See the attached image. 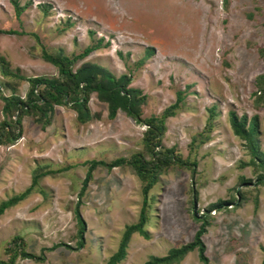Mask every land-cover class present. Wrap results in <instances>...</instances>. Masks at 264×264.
<instances>
[{
  "label": "rangeland",
  "instance_id": "rangeland-1",
  "mask_svg": "<svg viewBox=\"0 0 264 264\" xmlns=\"http://www.w3.org/2000/svg\"><path fill=\"white\" fill-rule=\"evenodd\" d=\"M16 4L24 8L20 17ZM0 30L23 33L0 35V57L25 77L58 76L43 50L72 57L100 44L76 68L92 61L117 78L131 76V87L147 95L143 119L160 116L185 93L162 142L195 165L160 177L149 193V237L133 235L119 264H146L192 243L201 226L195 216L210 223L203 236L209 264H264L262 171L249 165L253 156L231 123V113L246 117L247 126L258 116L264 152V97L257 84L264 75V0H0ZM18 90L26 98L29 84ZM91 96V122L81 124L70 106L56 107L49 126L24 117L22 137L0 147V205L44 173L31 194L0 217V264L9 260L15 237L46 258L16 264H108L126 227L139 221L143 184L128 166L97 167L80 198L88 163L144 154L147 130L122 111L111 120L107 104ZM213 108L210 139L201 144ZM2 109L0 98V124ZM220 202L228 204L210 209ZM77 212L86 226L82 248ZM181 264L203 263L195 250Z\"/></svg>",
  "mask_w": 264,
  "mask_h": 264
},
{
  "label": "trees",
  "instance_id": "trees-1",
  "mask_svg": "<svg viewBox=\"0 0 264 264\" xmlns=\"http://www.w3.org/2000/svg\"><path fill=\"white\" fill-rule=\"evenodd\" d=\"M17 17H20L24 8H20L16 4ZM21 35L23 33L15 30H0V35ZM37 38V35H34ZM38 39V38H37ZM102 42V40L100 41ZM100 44L87 47L80 55L72 57L66 55L63 50L50 54L43 50L42 58L47 63L53 65L58 70L57 77L35 76L25 77L20 74V70L16 72L10 69L6 60L0 57V98L3 101V116L4 119L0 124V147L12 146L23 135V119L24 117H37V122L46 128L51 124L50 114L54 113L56 107L70 106L77 113V119L81 124H87L94 119L91 114L89 102L91 95H95L97 99L108 107V117L113 120L117 117L119 111L124 112L128 117L134 119L137 123L147 126V130L143 138V152L133 155L129 160L118 159L111 163L104 161H91L86 178L83 182L80 198L84 196L89 183L93 179V172L99 166L112 170L117 167L128 166L143 184V206L140 210L139 221L131 226H127L120 242L118 251L109 259L108 264H119L127 257V249L131 238L135 234L149 237L146 231V225L150 222V209L153 205V200L149 197L150 191L159 183L160 177L168 172L169 169L177 166L180 169L190 168L192 165L188 161L177 154L176 148H166L163 145V137L166 133L167 120L176 115V112L181 108L182 102L185 99V93L177 94V102L168 107L160 116H151L142 118V105L146 102L147 95L137 88L131 87L132 77L122 75L117 78L107 68L91 62H84L79 67L76 66L85 60L91 53L100 49ZM152 54V50H149ZM29 84L26 98H22L18 94V89L21 82ZM257 84L260 93L264 97V75L257 78ZM5 91L10 93L4 95ZM72 97L71 100H68ZM70 101V102H69ZM213 108L207 128V134L200 135V143L209 141V133L212 131V118L214 116ZM247 118L240 119L235 113H231V123L236 136L246 142L253 158L249 165L262 171L258 177L257 185H264V152L260 149L259 137V118L255 116L251 119L247 126ZM148 156L150 159H148ZM44 176V173H35L33 176L32 185L23 193L15 195L0 205V217L13 206L24 201L32 192L34 187L38 185L39 179ZM228 203L220 202L213 205L210 209H216L226 206ZM77 220L79 232L77 239L79 247L85 245L84 233L85 222L77 212ZM195 220L201 223L199 230L195 235L192 243L174 248L164 257H151L146 264H181V262L193 251L198 250L199 258L203 264H209V259L205 255L206 246L203 242V236L207 233L210 226L206 216L197 217ZM58 246H54L49 250H54ZM48 251L44 249L43 252ZM10 258L7 262L1 264H16L18 259L32 260L38 263L45 262V256L36 255L26 250V243L22 238L15 237L6 250Z\"/></svg>",
  "mask_w": 264,
  "mask_h": 264
}]
</instances>
